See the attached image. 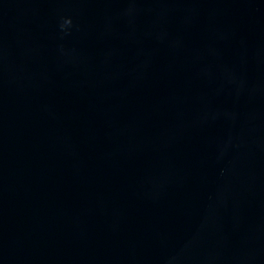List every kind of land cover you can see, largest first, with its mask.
Masks as SVG:
<instances>
[{"label":"water","instance_id":"water-1","mask_svg":"<svg viewBox=\"0 0 264 264\" xmlns=\"http://www.w3.org/2000/svg\"><path fill=\"white\" fill-rule=\"evenodd\" d=\"M0 264H264V0H0Z\"/></svg>","mask_w":264,"mask_h":264}]
</instances>
